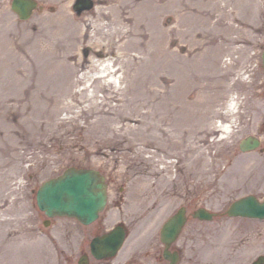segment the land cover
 Returning a JSON list of instances; mask_svg holds the SVG:
<instances>
[{
  "label": "rangeland",
  "instance_id": "obj_1",
  "mask_svg": "<svg viewBox=\"0 0 264 264\" xmlns=\"http://www.w3.org/2000/svg\"><path fill=\"white\" fill-rule=\"evenodd\" d=\"M163 1L165 7L156 12L153 7L138 10L141 8L138 4L134 7L135 14L132 10L134 20L128 27L139 25L140 32L149 34L150 38L159 35L169 39L167 46L181 49L180 53L185 54L190 35H186L185 41L172 44L171 39H180V32L168 33V29L180 18L184 20L191 14L201 13L199 17L207 16L210 22L198 28L202 39L230 49L224 55L229 67L222 70L218 81L220 88L226 91L205 106L208 111L201 121L230 123L231 117L235 116L232 117L235 124L229 136L222 137L220 131L208 135L205 143L201 141L209 152L207 161L213 163L204 176L195 173L196 166L200 165L195 160L189 159L190 167H186L182 155L181 161L177 156L166 158L165 145L158 157L147 162L157 144L150 147L134 133H116L126 129L128 124H136L135 116L127 115L129 118L118 120L111 127L110 121L98 118L100 112L83 110L88 104L87 96L94 89L92 86L79 99L67 97L59 103L56 98L51 103L31 94L39 87V80L26 79L24 74L33 72L34 68L40 74L39 67L43 66L41 62L46 56L43 49L52 50L62 61V65H54L51 70L57 75H64L67 70L56 67L72 66L79 56L90 55L94 49L88 42L78 44L79 48L73 51L78 53L75 56L67 49L69 40L51 36L48 29L41 31L42 25L50 24L56 16L63 14L64 7L79 22H87L97 7L108 2L93 0L92 9L79 13L74 9L77 0H39L42 7L29 19L21 20L11 8L10 0H0V52L5 53L0 54V264H78L93 236L92 226L60 216L45 225L47 216L38 207L36 199L37 190L45 180L71 166L104 168L113 177L117 194L120 188L123 189L122 210L111 211L110 224L119 217L125 221L130 233L111 264L126 260L130 248L145 247L153 243V239H159L163 222L182 205L188 208L190 216L180 236L184 250L182 264H250L264 254V220L258 223L225 215L230 203L241 195L259 192L264 196V153L259 150L241 153L238 147L242 138L256 130L257 122L264 116V6L253 11L255 7L249 1L247 9L236 11L237 20L226 16L216 24L220 12L211 15V0ZM110 6L117 10L115 5ZM232 8L229 5L226 9ZM228 22L237 30L227 32ZM41 35H44V42ZM138 36L126 37L128 47H133ZM139 37L143 39L142 35ZM228 37L238 40H228ZM119 66L117 62L116 67ZM13 74L17 79L11 78ZM26 88L29 89L25 91ZM194 90L193 86L187 89L183 97L185 103H194L195 98L189 97ZM104 93V90L95 92L100 100ZM195 93L198 98L199 89ZM233 96L238 99L234 115L226 107ZM118 104L121 105L115 99L105 106L111 109L110 118L117 117L121 108ZM127 110L131 111V108ZM172 116L165 121L170 122ZM163 138H167L166 133L159 136L161 141ZM132 141L136 143L132 145ZM159 158L165 161L159 162ZM171 161V166L163 170L165 163ZM200 207L216 212L217 217L212 220L193 217L192 212ZM89 264L101 263L90 257Z\"/></svg>",
  "mask_w": 264,
  "mask_h": 264
},
{
  "label": "bare ground",
  "instance_id": "obj_2",
  "mask_svg": "<svg viewBox=\"0 0 264 264\" xmlns=\"http://www.w3.org/2000/svg\"><path fill=\"white\" fill-rule=\"evenodd\" d=\"M249 1L255 7L253 11L261 10L264 6V0H226L225 3L211 0L213 7L210 8L211 15L213 12H220L214 23L220 24L226 16L237 20L236 11L247 9L246 3ZM104 2L108 3L97 7L92 18H89L87 22H79V19L73 18L64 7L63 14L56 16L50 24L42 25L41 31L48 29L51 36L69 40L67 41L69 53L77 50L78 44L85 42L92 44L94 49L90 55L79 56L72 66L66 63L67 67L65 65L56 67L58 70H67L64 75L51 72L54 65H62V61L58 60L52 50L47 52L43 49L46 56H43L45 59L41 62L43 66L39 67L40 74H37L36 68L33 72L31 71L32 73L24 74L26 79L30 77L39 80V87L35 88L31 94L51 103L55 102L56 98L59 103L67 97L79 99L92 86L94 89L87 96L88 104L83 110L91 112L95 109L96 112H100L101 114L97 115L98 118L110 121L111 127L116 121L129 118L127 115L135 116L136 124H128L126 129L118 130L116 133L120 135L134 133L146 140L145 145L150 147L157 144L158 147L152 155L148 156L147 162L155 156L158 157L165 145L166 158L177 156V160L181 161L182 155L186 160L184 162L186 167L189 165V159L195 160L196 163H200L196 166L195 173L204 176L208 173V166H213V163L207 161L209 152L201 141L205 143L208 135L220 131H222V137H227L235 121L232 118L235 116L231 117L230 123L201 121L208 111L205 106L223 96L226 91L225 88H220L218 81L222 76V70H227L229 67L224 55L230 49L223 44H215L212 40L202 39L198 28L210 22L207 16L200 18L201 13L197 16L191 14L193 17L188 16L184 20L180 18L176 25L168 29V33L174 30L180 32V39H171L172 44L183 42L187 39L186 35H190L187 42L188 50L182 54L181 49L178 51L176 47L167 46L169 39L160 38L159 35L156 38H150L149 34L140 32L139 25L137 28L134 25L131 28L128 27L134 20L132 10L135 14L138 4H141L138 10H148L153 7V12H156L158 8L165 7L163 0H104ZM179 3H176V10ZM110 5H115L117 10H113L114 6ZM229 5L233 8L227 11L226 8ZM182 24L189 29H185ZM234 30H237L235 26L228 22L226 31L232 33ZM130 35H142L143 39L138 36L131 48L128 47L126 39ZM228 38L232 41L238 40ZM41 40L45 41L44 35H41ZM44 45L42 47H45ZM54 45L56 46V42ZM202 46L203 50H200ZM121 50L122 52L119 53ZM76 52L73 53L75 56L78 55ZM0 54L5 53L0 52ZM71 57L73 58L72 55ZM117 62L121 66L116 67ZM11 78L17 79L15 74ZM170 81V85L166 84ZM26 86L30 85L26 84ZM192 86L195 90L199 89L200 96L197 98L194 90L189 94V97L195 98H193L194 103H185L183 98L185 92ZM28 89L26 88L25 91ZM42 89L46 91L43 92ZM99 90L106 92L102 94L101 100L95 94ZM115 99L121 103V105L118 104L121 108L116 118H110L111 109L105 106H109L110 101ZM69 104L72 105L73 101H69ZM237 104L238 99L233 96L226 104L227 111L234 115ZM128 107L131 111L127 110ZM170 115H174L171 121H165ZM102 122L105 123V121ZM165 133L167 138L161 141L159 136ZM135 143V141L131 142L132 145ZM158 161L165 160L159 158ZM171 164L172 161L165 163L163 170H167Z\"/></svg>",
  "mask_w": 264,
  "mask_h": 264
},
{
  "label": "water",
  "instance_id": "obj_3",
  "mask_svg": "<svg viewBox=\"0 0 264 264\" xmlns=\"http://www.w3.org/2000/svg\"><path fill=\"white\" fill-rule=\"evenodd\" d=\"M92 0H78L75 8L82 11L90 8ZM13 9L20 18L27 19L37 7L36 0H13ZM264 63V52H263ZM251 138L242 142L243 149L257 146L250 143ZM107 185L104 177L95 169L70 167L62 175L46 180L37 192L39 207L50 216L75 217L85 224L94 222L107 203ZM231 216H247L264 218V201L249 195L234 201L228 209ZM196 215L201 219H212L213 213L200 208ZM187 220L185 208H181L162 229V239L169 242L175 239ZM48 223V222H47ZM123 227H116L110 233L95 237L91 243L92 251L97 258L113 256L125 240ZM264 256H260L253 264H263ZM81 264H86L85 258Z\"/></svg>",
  "mask_w": 264,
  "mask_h": 264
},
{
  "label": "flooded vegetation",
  "instance_id": "obj_4",
  "mask_svg": "<svg viewBox=\"0 0 264 264\" xmlns=\"http://www.w3.org/2000/svg\"><path fill=\"white\" fill-rule=\"evenodd\" d=\"M255 127H256V130L252 131L251 134L254 135L260 142V145L257 150H259L261 153H264V116L262 117V119H259ZM232 130L233 128H231V133H232ZM231 142H233V140ZM230 151L233 152L231 148H230ZM98 169L102 174H104L105 179H106V183L108 187V203H107L105 211L103 212V214H101L99 220L95 222L91 227L92 229L91 233H93L92 234L93 237L97 235H101L109 229L107 226L110 220L112 219L111 211L113 210L114 212L115 209L117 208L121 209L122 207L120 200L122 199L121 190L123 191V189L120 188V191H118V194H117L116 184L114 183L113 177L111 176V174L109 172L107 173V171L104 168L98 167ZM258 196L260 197V199H263L264 197L262 195H259V192H258ZM118 220L120 221V222L118 221L120 225L124 226L123 220L122 219H118ZM252 220L260 223L259 219H252ZM126 229H127V233H129L128 228ZM180 236L181 234L179 235L177 240L171 242L168 245L164 243L163 241H161V238L159 237V239H153V243L147 244V246L145 247H140V248L135 247L129 251L130 253L129 257L126 260H124L121 264H172L175 258L177 261L174 264H182L184 250H183ZM90 242L91 241H88L89 244L85 246L83 253L87 252L89 253V255H91L90 254L91 253ZM111 260L112 259H104V260H97V261L101 264H106L108 261H110L107 264H111L112 263Z\"/></svg>",
  "mask_w": 264,
  "mask_h": 264
}]
</instances>
